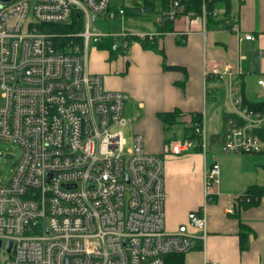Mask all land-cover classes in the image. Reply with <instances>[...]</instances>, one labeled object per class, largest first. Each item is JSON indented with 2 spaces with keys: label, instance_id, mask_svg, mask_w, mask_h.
<instances>
[{
  "label": "built area",
  "instance_id": "1",
  "mask_svg": "<svg viewBox=\"0 0 264 264\" xmlns=\"http://www.w3.org/2000/svg\"><path fill=\"white\" fill-rule=\"evenodd\" d=\"M109 7L110 0L0 1V140L18 148L11 177H0V264H166L168 256L192 250L188 227L206 229L200 210L176 232L166 230L164 162L145 150L142 135L126 142L127 96L106 90L102 76L87 70L92 42L111 40V51L122 48L121 56L132 45L129 32L93 28ZM178 7L173 2L156 21L173 19ZM118 12L124 15L123 8ZM75 19L83 30L67 45L56 44L63 36L44 29ZM212 73L233 78L229 68ZM258 85L264 90V79ZM229 91L235 117L223 151L261 153L256 131L264 129V109L244 106L231 82ZM180 118L191 134L170 141L166 151H206L204 117ZM219 176L214 163L206 172L207 197ZM246 196L239 200L249 201Z\"/></svg>",
  "mask_w": 264,
  "mask_h": 264
},
{
  "label": "crops",
  "instance_id": "2",
  "mask_svg": "<svg viewBox=\"0 0 264 264\" xmlns=\"http://www.w3.org/2000/svg\"><path fill=\"white\" fill-rule=\"evenodd\" d=\"M231 1V28L226 23L208 26L205 14L186 15L175 20L174 32L160 33L155 21L145 20L148 27L144 31L129 33L153 35L157 50L133 42L127 55H119L116 61L125 76H104L106 70L111 73L107 66L87 65L90 73L102 76L106 90L124 93L126 101L134 104L138 114L128 118V125L133 134L144 137L145 150L164 162L166 230L173 233L188 224L191 212L201 210L206 215L205 231L188 227L194 236L192 250L168 256L166 264H264V194L250 205L239 200L254 187L264 190V146L255 154L223 151L227 124L235 116L230 82L239 88L242 101L264 103V90L258 85L264 79V0ZM215 68H229L232 80L220 79L212 73ZM210 100L212 106L228 104L230 108L222 111L223 139L220 129L208 125V119L215 120L206 110ZM174 111L186 119L193 114L204 117L206 151L200 148L183 155L166 151V145L176 141L166 136L167 128L184 123L181 140L189 137L184 120L173 123L161 117ZM221 118H217L220 126ZM214 163L220 167L219 183L207 197L206 172Z\"/></svg>",
  "mask_w": 264,
  "mask_h": 264
},
{
  "label": "trees",
  "instance_id": "3",
  "mask_svg": "<svg viewBox=\"0 0 264 264\" xmlns=\"http://www.w3.org/2000/svg\"><path fill=\"white\" fill-rule=\"evenodd\" d=\"M177 2L179 7L175 11L174 18L171 19L169 17H164V20L161 23L156 21L158 16L165 15L171 11L172 3ZM112 7H109V11H111ZM124 15L138 16L143 20H153L158 25V30L160 33H168L174 32V22L177 18L190 15L200 16L205 14L206 22L208 26H217L222 23H226L228 27L231 28V17H232V1L231 0H140L137 3H134L131 7H124ZM119 13V12H118ZM45 30H47L51 34H55L57 37L55 38V43L58 45H67L72 42L73 38L70 37L73 34H77L83 30V25L81 20L75 19L73 23L68 25H50L44 26ZM66 36V37H64ZM130 43L138 42L144 48H150L157 50V39L154 37L150 39L148 36L141 37L140 35H132L129 38ZM75 43H81V39L75 38ZM111 40H106L99 44V48L101 49H111L112 46ZM123 49H120V53H122ZM120 53H118L120 55ZM168 69H180V67H166ZM243 105L255 110H263L264 103L261 104H251L243 101ZM195 120H199L201 118V114H193ZM181 113L178 111H174L171 113L161 114L164 120L167 119L168 122H177V120L181 117ZM235 117V116H234ZM189 135L191 134L188 131ZM264 142V129L256 131ZM264 194V190L259 187H254L250 189L244 195H247L249 201L246 199L243 200L244 204L250 205L258 202L260 197ZM245 247V243H242V248Z\"/></svg>",
  "mask_w": 264,
  "mask_h": 264
},
{
  "label": "rangeland",
  "instance_id": "4",
  "mask_svg": "<svg viewBox=\"0 0 264 264\" xmlns=\"http://www.w3.org/2000/svg\"><path fill=\"white\" fill-rule=\"evenodd\" d=\"M139 1L140 0H110V6L112 7L111 11H108L105 14L98 15L97 20L93 23V28H96L98 31L105 34H119L122 32L135 33L144 31L145 27H148V22L138 16L120 15L118 13L121 8L131 7L134 5V3H137ZM113 14H115V17H112ZM95 50L103 53L101 54V57L100 55L99 57L93 56V52ZM88 56V65L90 67H93V65H101L103 67L107 66L109 69H111V73L106 70L104 76L110 75L121 77L126 75V71L124 70V68L121 70L116 64L119 54L112 52L111 49H101L99 48L98 44L92 42L89 47ZM109 57L111 58V60H109ZM104 87L105 89H107L106 86ZM0 102H2V100H0ZM207 109L209 118L211 116L215 118V120H212L213 123H211V121L208 119V125L212 129H220V139H223V112L230 110L228 104L222 107L212 106L210 100L208 105L206 106V110ZM135 114H138V112L136 111L134 104L130 100L125 101V118H133ZM220 117H222L221 126L217 122V118L220 119ZM185 131L186 129L184 123H178L175 124L172 128L169 127L166 129V136L170 139L179 141L183 138ZM131 134H133L132 125H128L126 128H124V137L127 143L130 142ZM17 156L18 148L14 143L7 140H0V177H3L5 180H8L11 177L14 170L13 163Z\"/></svg>",
  "mask_w": 264,
  "mask_h": 264
},
{
  "label": "water",
  "instance_id": "5",
  "mask_svg": "<svg viewBox=\"0 0 264 264\" xmlns=\"http://www.w3.org/2000/svg\"><path fill=\"white\" fill-rule=\"evenodd\" d=\"M0 1L3 2V3H7V2H9L11 0H0ZM14 166H15V164H14ZM10 247H11V244L9 245V249H10Z\"/></svg>",
  "mask_w": 264,
  "mask_h": 264
}]
</instances>
